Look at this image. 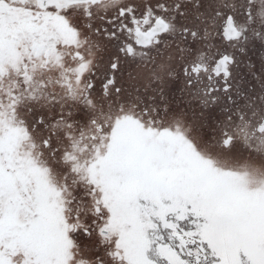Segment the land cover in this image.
Segmentation results:
<instances>
[{"label":"snow or ice","instance_id":"6c2138e0","mask_svg":"<svg viewBox=\"0 0 264 264\" xmlns=\"http://www.w3.org/2000/svg\"><path fill=\"white\" fill-rule=\"evenodd\" d=\"M0 264H264V0H0Z\"/></svg>","mask_w":264,"mask_h":264}]
</instances>
